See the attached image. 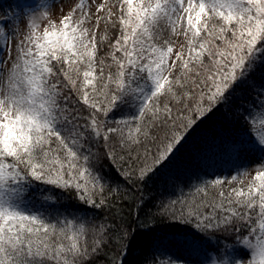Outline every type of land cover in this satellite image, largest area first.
I'll return each mask as SVG.
<instances>
[{
	"label": "trees",
	"instance_id": "1",
	"mask_svg": "<svg viewBox=\"0 0 264 264\" xmlns=\"http://www.w3.org/2000/svg\"><path fill=\"white\" fill-rule=\"evenodd\" d=\"M260 2L264 7V0ZM250 12L244 35L213 55L209 85H200L194 74L190 82L186 79L189 84L171 92L161 88V105L171 113L158 123L138 112L109 131L114 123L107 114L118 95L117 85L133 77L132 66L118 70L111 66L112 83L95 84V106L85 101L82 70L68 44H56L47 52L61 118L46 128L31 127L35 142L2 156L17 168L21 185L52 196L56 205L48 219L40 220L39 234L37 227L15 228L1 237L18 239V245L9 254L1 250L0 264H156L171 252L170 235L188 237V245L205 260L228 259V247L246 234L264 239V218L255 213L261 209L251 211L252 206L214 195L217 179L192 169L189 158L174 181L165 166L177 151L197 160L196 168L202 162L208 168L210 158L220 161L227 146L254 142V133L261 132L262 112L254 111L261 104L245 90L250 73L264 71V13L256 8ZM61 124L80 129L87 146L73 152L60 137ZM147 124L155 130L154 137L141 140L137 134ZM96 126L103 135H97ZM166 142L164 151L151 161L158 145ZM34 163L44 168L42 175L32 170ZM228 206L237 213L230 218ZM12 217L28 221L24 214Z\"/></svg>",
	"mask_w": 264,
	"mask_h": 264
},
{
	"label": "rangeland",
	"instance_id": "2",
	"mask_svg": "<svg viewBox=\"0 0 264 264\" xmlns=\"http://www.w3.org/2000/svg\"><path fill=\"white\" fill-rule=\"evenodd\" d=\"M260 3V0H0V252L6 249L9 254L16 249L13 246L18 245V239L6 238L8 245H4L5 238L1 239L15 228L35 230L37 227L35 232L39 234L40 220L48 219L56 205L52 196L21 185L17 168H12L2 156L8 157L20 148L24 151L34 143L31 127L46 128L48 123H57L61 118L47 65V52L51 48L68 44L82 70L85 101L95 106L98 104L95 84L103 80L112 83V76L108 75L111 66L117 65L115 70L127 66L136 70L135 78L117 85L118 95L107 114L114 123L109 131L128 123L138 112L146 113L147 118L158 123L168 119L171 113L161 105V88L171 92L175 86L189 84L186 79L190 82L189 76L194 74L200 85L205 86L206 82L209 85L214 74L210 67L215 59L213 55L222 53L225 45L244 35L251 21V9L264 13ZM246 79L245 94L258 99L261 107L254 111L257 115L262 112L263 116L261 132L254 133L255 141L227 146L220 161L215 163L216 158H210L208 168L203 162H198L196 168L197 160L177 151L165 166L170 181H174V175L182 176V165L189 158L192 169H200L217 179L214 195L240 202L244 207L252 206L251 211L263 209L255 211L263 219L264 71L250 73ZM147 126L139 130V139L154 137L155 130L149 129L150 124ZM96 127L97 135H103ZM59 134L69 142L73 152L88 144L85 134L76 126L61 124ZM166 144L158 145L160 148L153 153L151 161L164 151ZM32 168L37 176L44 172L39 163H34ZM228 209L227 218L237 214L235 207ZM14 214H24L28 221H13ZM250 234L228 247L231 258L206 260L188 245V237L170 235L171 252L156 264L181 261L264 264V239L259 241Z\"/></svg>",
	"mask_w": 264,
	"mask_h": 264
}]
</instances>
